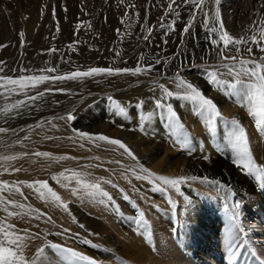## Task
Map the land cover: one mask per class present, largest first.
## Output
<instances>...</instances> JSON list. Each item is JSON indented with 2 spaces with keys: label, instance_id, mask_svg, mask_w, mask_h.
I'll use <instances>...</instances> for the list:
<instances>
[{
  "label": "rangeland",
  "instance_id": "374dc122",
  "mask_svg": "<svg viewBox=\"0 0 264 264\" xmlns=\"http://www.w3.org/2000/svg\"><path fill=\"white\" fill-rule=\"evenodd\" d=\"M168 2L169 0H124L123 3H120V0H0V46H2L0 47V62H2L3 67V73H0V75L18 78L19 76L36 74L37 70L46 67H54L57 70L55 73H42L49 76L70 73L77 69L84 70L88 67L134 69L136 66L145 68L151 66V69L155 70L154 73H156L148 75L144 73L137 74L135 79L129 80L127 84L122 87L114 86L109 87V89L106 90H93L91 92H86L80 97V99H78V109H74L75 113H72L74 119L71 121L60 118L63 116L67 117V115L60 117L53 116L50 119L45 120L43 118L46 116V113L42 111L41 105L31 104V101H27V105L31 104L32 106H21L19 109H13L10 113L5 115L2 109L6 104H13L22 99L27 100V97L22 93L12 94L8 99L0 96V127L10 129L7 133H0V181H7L10 185L14 182L20 181H47L49 187H51L53 191L62 198V200L68 203L71 213V215H69V212H65L61 207H58V209L56 204L50 201V199L47 201L41 199L37 192L23 184L20 185L23 195L15 193L14 195L9 196L8 192L2 193L3 196L13 199L19 204L25 205L23 209L9 205V211L28 213L30 209H38L40 212H44L51 216L52 220L55 222L54 224L44 223L46 217L39 220L34 219L33 217L36 215L35 211L32 212V215H16L13 217H8L7 213L3 210L4 213L0 211V221L15 225V228L20 230L21 233L22 230L27 229L29 230V233L35 232L40 234L39 239L28 240L27 243L29 246L25 249V255L29 258L35 259V264H49V261L50 264H84V262L71 260L70 258L68 260L63 259L62 254L56 253L46 247L49 242L60 244L63 247L87 255L95 259L97 264H121V261H123V264H137L139 260L138 257H141L142 248H144V251L145 249L146 251L150 249L148 252L152 253L150 254L145 251L147 254L144 253V256L142 254V259H144V257L149 258L150 255L153 256L154 253H156L151 257L153 260L151 258L149 259L157 261L155 263L159 264L157 260V258H159L157 255V253H159L157 249L158 235H156L157 231L153 221L150 220L147 206L150 208L153 207L150 212L155 213L154 206L158 205V202H161V199H167V196H171L175 199V206L177 205V207L173 205H170V208L167 207L170 212H174V209L175 212L178 211V206H180L179 198L181 197L186 198L184 206H188V204H192L193 202H203V197L200 194L203 191L202 184L204 181L202 178L204 176H198L201 179H198L197 181L199 183L195 185L190 182L182 184L180 186V193H177L172 189L173 192L175 191V194L169 192H167V194L155 192L152 190L153 185L151 186V184L145 180L149 187L146 191L147 194L143 188L140 187L141 185H135V187L133 186L135 190L140 188L139 191H136L137 195H128L130 201H125L119 189L125 191V189L128 188L129 191H133L128 187V184L125 186L123 184L121 186L116 184L119 188H114L113 190V186L110 188L111 185L104 183L102 177H96V173L93 172V170L100 168L104 169L106 177L107 174L113 176V174L117 173L126 176L135 174L134 177H136V175L140 174H138V171H132V166L138 168L139 165H143L148 168L147 163L140 160L138 154L137 162L134 161L131 163L130 161L124 160L127 158V154L123 153L122 149L117 151L118 148L107 145L101 141H97L94 144L87 139H80L76 136L73 131L74 129L92 134H103L111 139L120 140L119 132L124 129L130 139V143H127L126 145L132 150V152H136L141 148H135L134 144H131L135 141L134 136L139 135V138L142 141H146V138L149 139L150 137H159L158 141H160L156 146H158L157 148L160 150L162 156L164 151L168 148V146H165L164 144L166 139L169 140L172 136L175 137L176 135L181 134H186L188 137H192V133H190L189 130L190 124L187 122L188 119L182 115L183 110H188L186 112L191 114V119H194L195 130L200 134L196 136L202 137H199L202 140L201 147L205 145V142L203 141L205 136H207L206 138H214L215 140H212L213 143H215L216 151L214 150L213 154H219L221 146L226 147L229 151L228 154L230 155L229 161L231 163L229 164H235V152L232 150L231 137L229 135V129L231 126L228 123L218 120L216 131L214 133L211 132L209 126L206 125L204 121V117L192 110L196 105L189 101L187 102L184 99L169 98L167 100V103H171L173 109L177 113V116L179 117L178 121L170 122L168 120L167 112L155 108L156 98L162 95L159 85L164 84L165 87L173 91L174 89H171L170 86H172V81H175V85L179 82L176 79L178 69L180 78L193 83L206 97L212 98L222 111L221 114L226 120H231L233 118L239 120L241 126L247 133L249 146L252 145L250 146V149L253 155V163L258 169L264 170L263 156H258L261 155V153L258 149L253 148V146L256 145L252 144L250 138V134L252 135L254 133L259 135L262 133L259 131V133L257 131L255 132V122L249 116L248 112L246 113V108L236 102V96L234 94H229L232 92L231 89L226 86L219 88L217 85L209 83L208 77L205 74V69H207L209 72L218 71V78L228 81H232L233 79L232 76L227 75L226 69L220 68L217 70L212 67L217 63V57L208 59L212 56H216V49L210 46L208 40L204 39L206 33L203 30L201 23L203 17L200 15L199 11H197L196 19L193 21L192 27H190L188 32L185 33L183 32V29L186 26V22L189 20L188 9L192 6L188 5L185 7L182 5V0H176L177 4H181V7L178 9L180 15L176 16L174 13H167V15H165ZM238 2L240 3V7H237L239 12L236 13L233 11L234 9H228L229 6H236ZM226 4L228 6H226ZM127 5H135V7H127ZM173 7L175 8L176 5H173ZM220 11L224 28L231 35H237V37H239L246 33V29H248L249 25H252L254 22L258 23L260 18L264 17V0H221ZM136 13L139 15H135ZM211 15L212 12L210 11L209 17H211ZM172 20H175L176 23L173 30H168L166 26L170 24ZM161 21L164 26H161ZM209 24L211 25V20H209ZM57 25L59 27L58 31ZM77 25L80 27L78 28ZM149 29H151L150 35ZM117 30H119V32ZM20 33L24 34L23 39H21ZM247 34L250 35L251 33ZM146 35L149 36L147 40L144 39ZM69 45H73V48H69ZM229 47H231V45ZM52 48H55L58 51L50 52V49ZM117 52H119L120 55L117 56ZM253 53H257V49L254 45ZM241 55H244L243 46H241ZM141 57L143 59H141ZM156 61H159V63H156ZM225 63L229 62L225 61ZM159 79L163 80L160 81ZM206 88H209L207 92H205ZM47 89L49 88L45 87L42 91H45L47 94L52 92L46 91ZM40 91L41 90H37V88L29 90L28 95H36V93ZM183 91L184 89L181 91L177 89L174 90V92H179L181 94H183ZM58 92L61 91H57V93ZM126 92L127 94H125ZM133 95L134 98H131ZM109 97L112 99L110 100ZM83 100H90L91 102L86 106L87 108L85 110H83V104L85 103ZM112 100L117 101L122 107H124L126 113L129 115L115 114V106L113 105ZM140 102H142V107ZM70 106H72V103H70ZM188 106L189 108H187ZM147 108H149V110ZM65 110H67V108H65ZM236 111L239 112L237 113ZM152 112H154L155 116ZM134 113L136 115H134ZM84 114H86V116ZM146 114H150L152 120L153 118L155 120L152 121L149 115L148 118ZM240 114L243 115L240 116ZM94 117H97V119ZM199 117L202 119L201 122L203 123V127H205V129H202L205 132L208 130V133H204V131L202 133L201 129L197 127L195 121L199 120ZM136 118L139 119L137 120ZM247 119L249 121L251 120L250 123ZM145 120L147 121V124L145 123ZM83 121L85 122L83 123ZM246 121L249 124H245ZM56 122L63 123L64 128L61 129L62 131L53 130L52 132L39 133L44 125L54 124ZM118 122L121 123L118 124ZM79 124L81 126H79ZM181 124L183 125V128L180 127ZM96 125H100L101 128H97ZM120 126H122V128ZM54 128L58 129V127ZM158 128L160 131H158ZM34 132H36V134H34ZM134 132L136 133L134 134ZM31 135L36 138V142L42 140L51 143V146L45 151L50 154L49 157L36 156L34 154L41 151H35L32 139H29ZM73 136L79 138V140H75ZM161 136H163V138H161ZM225 136L228 137L224 138ZM223 138L227 141V144L224 143L225 145H221L219 142ZM161 142L163 144H161ZM37 145L40 146L39 144ZM80 145H83V147ZM169 146L170 148H173L172 146H174L172 150L168 148V150L172 151H169L168 153V160L171 162V165L189 157L188 151L191 150L189 146L183 148H177L175 145L170 144ZM67 147H70L72 151H74V154H77L78 156L73 158L74 155L68 152L69 149ZM201 147H199V149H201ZM199 149H197L198 151L194 150L193 154L190 155L196 157L195 155L199 154ZM205 150L206 149H204V151ZM203 152H201L200 155H205L202 154ZM173 153L179 155L177 156ZM10 154L11 156H16L17 159L10 161L3 160L4 156H10ZM107 155L118 156L116 158H119L120 161L122 160V166L118 167L117 170L121 169L123 171L112 170L109 166L105 168L109 159H105V162L101 164L95 162L97 160L101 161L103 156ZM61 157L72 158L61 159ZM183 157H185V159ZM203 158L206 157L204 156ZM213 167L214 164L210 165L211 169ZM17 168L21 170L16 172L15 169ZM237 168L240 171L242 170L239 167ZM5 169H7V171H5ZM242 171L243 175H248L246 169ZM62 173L64 174L63 176L61 175ZM73 173L79 175L76 176L73 175ZM54 176L57 177V179L54 180ZM65 177H69V179H65ZM118 178L119 177H117V179ZM78 180L89 184L99 183L102 191L107 192L112 196L115 204L119 206L120 211L117 212L115 207L109 204L107 199L99 192L96 195L90 196L88 191L82 187V183L77 182ZM107 180L109 179H106V181ZM136 183L140 184L139 180H137ZM187 183L190 184L188 185ZM191 185L194 186L192 187ZM76 189H79V191H77L74 196L73 190ZM194 190L200 194L198 193V195H195L193 193ZM44 191L46 192L47 190L45 189ZM191 191L192 195H190ZM146 196L149 199H147ZM25 197H27V199H25ZM47 202H49L50 205ZM145 204L147 206H145ZM51 205L53 208L50 211L49 209L52 207ZM107 207L110 210H106ZM103 210L105 212L101 213ZM106 211L110 212L109 216H106L107 219H104L106 218L104 214H108ZM141 211L144 212L147 224L150 226V239H146L145 236H142L138 226L133 223V217L135 216L138 218ZM157 212L159 213V209ZM53 214L55 216H53ZM58 215H60V219ZM66 216H71L72 218H67ZM73 217L75 218V222ZM109 217H113L114 219L115 229L113 230L106 227V225H108L107 222ZM103 222L104 225L102 227ZM177 222L178 216L175 214L170 222L164 224L165 228L163 226L162 228L164 230H174ZM28 223H30V225ZM80 224H83L84 228H81L79 226ZM37 225H39V227H37ZM104 226L107 228L108 232ZM33 227H35L36 230H32ZM64 228H68L70 231L67 234H64ZM164 230L162 232H164ZM100 232H103V234ZM57 233L60 234L57 235ZM217 233L219 234L221 232L218 231ZM257 236H259L258 233ZM118 237L120 242L116 240ZM84 239H90L94 244H97L100 247L93 248L86 245L82 242ZM139 239H141L142 242H140ZM137 240L138 242H136ZM217 242L219 245L222 244V237L220 234L217 236ZM139 243H141V249L138 247L140 246ZM251 243H253L252 239ZM237 245L240 247L243 246L239 242ZM215 246L214 252H216V248H221H215ZM41 247H45L47 252L44 255L37 256V252ZM153 248H155L156 251H153ZM215 254H217V252ZM129 255L132 256L130 257ZM135 256L137 259L135 258L134 261ZM151 260L150 263H153Z\"/></svg>",
  "mask_w": 264,
  "mask_h": 264
},
{
  "label": "bare ground",
  "instance_id": "6f19581e",
  "mask_svg": "<svg viewBox=\"0 0 264 264\" xmlns=\"http://www.w3.org/2000/svg\"><path fill=\"white\" fill-rule=\"evenodd\" d=\"M239 4L240 3L238 2L236 4V6H229L228 9H234L233 11L237 13V12H239V9H238L240 7ZM226 6H228V5L226 4ZM236 37H237V35H236ZM212 58H216V56H212V57H210L208 59H212ZM96 65H97V63H96ZM124 67H125V65H124ZM154 72H155V70L151 69L150 71H147L144 74H146V75H148V74H156ZM186 73H187V71H186ZM136 77H137V74L133 75L130 72V73H122V74H119V75H113V76H108V75L102 74V75H99V76L86 77V78H80V79H75V80L66 79L64 81H54V82L48 81V82H44V83L39 84L37 86V90H41L42 91L45 87H48V88H52V89H62L64 91H61V92H58V93H57V91H52L49 94H47L45 92V95L42 98H38L36 101H34V102L31 101L30 103L31 104H39V105H41L42 111H44V113H46L45 114L46 116L44 115L45 117L43 118L45 120L50 119L53 116L60 117V116H63V115H68V114L75 113L74 109H78V106H77L78 102H79L78 99H80V97L83 94H85L86 92H91L93 90H106V89H109V87H114V86L122 87V86H125L129 80H133ZM165 79H167V78H165ZM162 80H160V81H162ZM170 81H171V79H170ZM174 82L173 81L171 82L172 86L169 85L171 87V89H174V90L177 89L179 91L183 90V88H177V86L175 85L176 83H174ZM143 83H141V84H143ZM140 88H141V86H140ZM208 89L206 88L205 92H207ZM145 90H146V88H145ZM225 93H226V91H225ZM125 94H127V92ZM216 95H217V93H216ZM225 95H227V94H225ZM208 96H209V94H208ZM222 97H224V96H222ZM131 98H134V95ZM131 98H129V99H131ZM147 98H148V96H147ZM220 100H222V99H220ZM229 100H230V98H229ZM231 100H232V98H231ZM83 101L85 102L83 104V106H84L83 110H85L87 108L86 106L88 104H90L91 102H90V100H88V101L83 100ZM70 103H72V106H70ZM31 104H28V105L32 106ZM238 104H240V103H238ZM232 105H234V104H232ZM65 108H67V110H65ZM187 108H189V106ZM147 109L149 110V108H147ZM194 109L195 108H193L192 110H194ZM236 109H238V108H236ZM186 111H188V110H186ZM186 111L183 110L182 115L187 117V119H188L187 122L190 124L189 130H190V133H192V137H188L186 134H184V135H182V134L181 135H176L175 137L172 136L169 140L166 139L167 143L165 142L164 144H165V146H168V148L171 149V150L174 148V146H172L173 148H170L169 144L170 145H175L177 148H183L185 146H187V147L189 146L191 148V150L188 151L189 157H187L186 159H185V157H183L185 160H182V161H179V162H177V160H176L177 163H174V164L171 165V162L168 160V153H169V151L170 152H172V151L168 150V148H167L164 151L163 155L161 156V152L157 148L158 146H156V144H158L159 141H160V140L158 141L159 137H155V138H151L150 137L151 139L150 138L149 139L146 138V141L145 140L142 141L139 138L140 137L139 135L138 136L137 135L134 136L135 141H133L131 143L132 145L134 144L135 148L136 147H141L136 152L133 151L134 155L136 156L137 159H138V156H140V160H142L143 162L145 161L147 163V165H148L149 170L151 172L156 173L157 175H167L169 177H179V176H183V175L196 176V177L204 176V177H208L210 180L214 179V180L220 181L221 184L225 185V187L222 188V187H219V186L210 185V184H208L206 182H203V184H202V190L203 191H202L201 194L198 192L203 197V202H193L192 204H188V206H184V204L186 203V198L177 197V198H179V203H180V206H178V211L177 212H175V209H174V212H170V210H168V208H167V207L170 208L171 204H169V202H168V197H171V196H167V199H165V200L161 199V202L159 201L160 203L158 202V205L154 206L155 210L154 209L153 210L155 211V213H153V212L151 213L150 212L151 208H153V207L150 208L149 206H147L145 204V206L148 207V211L147 212H149L150 220L153 221L154 226L156 227V231H157L156 235H158V238H157V242H158L157 243V249H158V252H159V253H157V255L159 256V258H157L158 263L159 264H231V261L229 260V257H228V240L230 238H232V239L235 240L236 251H237V256H238V258L236 260V264H258V261L256 259L257 256H260L262 259H264V255H262V254H264V188L261 187L260 180L257 179L255 173H253L252 175H246V176H248V177H246L245 175H243V173H242L243 171L242 170L240 171L236 167L235 164L234 165L229 164V163H231L229 161L230 160L229 159L230 155L228 154L229 151L227 150L226 147H222L221 146L219 154H215V153L213 154V151L215 150V145H214L215 143H213V140H215L214 138H212L213 139L212 140L211 138H206L207 136H205L206 139L204 138V140H203L205 142V145L203 147H201L202 140L200 138H202V137L196 136V135H200V134L197 133L196 130H195L196 127L194 126V119H191L192 118L191 114H188ZM154 112H152L153 115H154ZM236 112L238 113L239 111H236ZM236 112H234V113H236ZM146 113H147V110H146ZM246 113H247V111H246ZM84 115L86 116V114H84ZM134 115H136V114L134 113ZM148 115H149L150 119L152 120V118H151L152 116L150 114H148ZM148 115H147V117H148ZM241 115H243V114H240V116ZM244 115H246V114H244ZM143 116H145V115H143ZM134 117H136V116H134ZM94 118L97 119V117H94ZM136 119L138 120L139 118H136ZM248 119H247V121H249ZM80 120H82V119H80ZM106 120H107V118H106ZM146 120H145V123L147 124ZM153 120H155V119L153 118ZM242 120H241V122H242ZM85 121H83V123ZM201 121H202V119H200V117H199V120H196L195 122H196L197 127L199 129H201V132L203 133L204 130L202 128L205 129V127H203V123ZM247 121L245 122V124L246 123L249 124L251 120L249 121V123ZM88 122H86V123H88ZM96 123H98V122H96ZM120 123L118 122V124H120ZM93 124H94V122H93ZM123 124H125V123H123ZM186 125H187V123H186ZM79 126H81V125L79 124ZM54 127H58V129L54 128ZM96 127L97 128H101L100 125H96ZM120 127L122 128V126H120ZM253 127H255V126H253ZM63 128H64L63 127V123L56 122L54 124L44 125L41 128L39 133L52 132L53 130L59 131V130H61ZM147 128H149V127H147ZM185 129H186V127H185ZM158 131H160L159 128H158ZM256 131L258 132V130H256V127H255V132ZM36 132H34V134H36ZM135 133L136 132H134V134ZM204 133H208V130L206 132L204 131ZM194 134H195V136H194ZM73 137L75 138V140H79V138H77L75 136H73ZM119 137L121 138V140L125 144L130 143V139L127 136L126 130L123 129L122 131H120L119 132ZM226 137H228V136H225L224 138H226ZM161 138H163V136H161ZM165 138H167V137H165ZM224 138L221 141H219L221 145L222 144L223 145L227 144V141L224 140ZM250 138H251L252 144L256 145V146H253V148L254 149H258L259 152L261 153V155H258V156L259 157L263 156L262 159H264V135H262V134L258 135V134H254L253 133L252 135L250 134ZM29 139H32V144H33V147H34L35 151H41L43 153L46 150H48L49 146H51V143H49L47 141H42L41 140V141L36 142V138L33 137L32 135L29 137ZM184 139L187 140V144L186 145L182 144L180 142L181 140H184ZM103 143H106V142H103ZM37 144H39L40 146H38ZM161 144H163V143L161 142ZM107 145H110V144H107ZM110 146H114V145H110ZM250 146H252V145H250ZM114 147L117 148V146H114ZM199 147H201V149H199ZM204 147H206V148H204ZM67 148L69 149V151L68 150H62V151H68L70 154L74 155L73 158L78 156L77 154H74V151H72V149L70 147H67ZM202 148H203V150H202ZM197 149H199L200 151L198 152L199 154L195 155L196 157H194L193 155H190V154H193L194 150L198 151ZM204 149H206V150L204 151ZM118 150L119 149H117V151ZM201 152H203L202 154H205V155H200ZM137 154H138V156H137ZM173 154L177 155L175 153H173ZM10 156H11V154H10ZM190 156H192V157H190ZM204 156L206 158H203ZM116 157H118V156L107 155V156H103V159H101V161L97 160L95 162H97L98 164H101V163L105 162V159H109V161H108L107 165L105 166V168H107L109 166L110 169L117 170L118 167L122 166V164H121L122 160L120 161V159L116 158ZM137 159L133 160L131 157L127 156V158H125L124 160L130 161L131 163H133L134 161L137 162ZM205 159H206V161H205ZM178 160H180V159H178ZM213 164H214V167L211 169L210 165H213ZM133 170L138 171L139 172L138 174H140V175H144V173H142L140 171L139 166H138V168L132 166V171ZM104 171L105 170L102 169V168L97 169V170H95V169L93 170V172L96 173V177H102L104 181H106V179H109V180L112 181V184H119V186H121L122 184L124 186L126 184H128V187L131 190L134 191V192L133 191H129V189L126 187L127 189H125L124 192L127 193L128 195H131V194L137 195L136 194L137 190L134 189L135 185H141L140 187H142L145 192L149 188L148 185H147L148 183L145 180H139L140 184L136 183L137 180L134 177L135 174L127 175V176L124 175V174H118V173L117 174H113V176L107 174V177H106V173H104ZM117 171H123V170L118 169ZM90 172H92V171H90ZM117 177H119V178L117 179ZM90 181H88V182H90ZM129 181H131V183H129ZM188 182L193 183L194 185L199 183L197 180L188 181ZM112 184H109V185H111L110 188L112 187ZM189 188H190V186H189ZM112 189L114 190V187ZM171 190L172 189H169L168 192L175 194V191L173 192V190L172 191ZM140 193H143V192H140ZM193 193L195 195H198V193L195 190L193 191ZM146 194H147V192H146ZM151 195H153V194H151ZM190 195H192V191H191ZM161 196H162V194H161ZM146 198H147V196H146ZM147 199H149V198H147ZM172 200L175 201V199H173V198H172ZM47 203H49V202H47ZM47 203H46V206H47ZM103 204H104V202H103ZM49 205H50V203H49ZM233 205H238V207L235 208V211L239 215V220H238V225L239 226L236 227V228L232 227V222L230 221V217L233 214ZM55 207H54V209H55ZM175 207H177V205ZM52 208H53V206L49 210L51 211ZM57 208H58V206H57ZM94 208H95V206H94ZM105 208H106V206H105ZM93 209H91V210H93ZM158 209H159V213L157 212ZM106 210H110V209H108V207H107ZM0 211H2V209H0ZM104 212L105 211L103 210V212H101V213H104ZM107 212L108 211H106V213ZM109 212H108L107 215L104 214V216L105 217L109 216ZM2 213H4V212L2 211ZM57 213H58V211H57ZM50 214H52V213H50ZM54 214H53V216H55ZM175 214L178 216V222H177L176 228L174 230L173 229L172 230H170V229L169 230H166V229L164 230L162 228V226L165 228L164 224L170 222L171 219L173 218V215H175ZM58 216H59V219H60V215H58ZM68 217L70 218L71 216H68ZM104 219H107V217L104 218ZM168 219H169V221H168ZM70 220H72V219H70ZM61 221H62V219H61ZM30 223H28V224L30 225ZM89 223H90V221H89ZM107 223L109 225V226L106 225L107 228L109 227L110 230L115 229L113 217H109V220H108ZM103 225H104V222L102 224V227H103ZM106 227L104 226V228H106ZM107 228H106V231H107ZM34 229L36 230L35 227L32 228V230H34ZM163 230H164L165 233L162 232ZM218 231L221 232V233H219L221 235V237H222V244L221 245H219L218 242H217V236H219V234L217 233ZM100 233L103 234V232H100ZM257 233L259 234V236H257ZM45 238H46V236H45ZM251 239L253 240V243H251ZM116 240L120 242L119 237ZM111 241H113V240H111ZM139 241L142 242L141 239H139ZM218 241H221V240H218ZM136 242H138V240ZM238 242L241 245H243V246L240 247L239 245H237ZM132 244H134V243H132ZM139 245L140 246H138V247L140 248L141 247V243H139ZM143 246H145V245H143ZM214 246H215V248L216 247H221L219 249L216 248L217 254H215L216 252H214ZM211 248H212V250H211ZM142 249H143V250H141L142 253L140 252L141 253V255H140L141 257H138L139 260H138L137 264H156L155 262H157V261H152L153 259L151 258L156 253H154V255L152 254L153 256H151L150 254L152 252H148V251H150V249H148L147 251L145 249V251L147 253H150L149 254L150 255L149 258H151L152 260L149 259L148 257H144V259H142V254H143V256L145 254H147L144 251V248H142ZM200 250H202V251H200ZM52 258H54V257H52ZM135 258H136V256L134 257V261H135ZM150 260L153 263H150Z\"/></svg>",
  "mask_w": 264,
  "mask_h": 264
},
{
  "label": "snow or ice",
  "instance_id": "6c2138e0",
  "mask_svg": "<svg viewBox=\"0 0 264 264\" xmlns=\"http://www.w3.org/2000/svg\"><path fill=\"white\" fill-rule=\"evenodd\" d=\"M124 0H120V3H123ZM173 5H176L174 8ZM182 5L187 7L191 5L192 7L188 9L189 20L186 22V26L183 29V32L187 33L189 28L192 27L193 21L196 19V13L199 11L200 15L203 17L201 23L202 28L205 31L206 35L204 39L208 40L210 46L216 49L215 55L218 58L217 63L212 67L219 70L220 68L227 70V75L232 76V81H228L222 78H218V71H207L205 69V74L208 77L209 83L217 85L219 88L227 87L232 90L229 94H234L237 97L236 102L244 106L249 114V116L255 122L257 130L264 134V17H261L259 22H254L252 25L248 26L246 33L236 37L231 35L225 28L221 20V11L220 5L221 0H182ZM210 6V7H209ZM127 7H135V5H127ZM181 7V4H177L176 0H169L165 15L167 13H174L176 16L180 15L178 9ZM66 11V9H65ZM212 12L211 17H209V12ZM127 15V14H126ZM135 15H139L136 13ZM211 20V25L209 24ZM176 21L172 20L170 24L166 27L168 30H173ZM161 26L163 22L161 21ZM79 28L80 26L77 25ZM90 27V24H89ZM59 27L57 25V31ZM119 32V30H117ZM247 33H251L250 35ZM151 34V29H149V35ZM23 33H20L21 39H23ZM149 38L148 35L144 37L145 40ZM231 45V47H229ZM253 45L257 49V53H253ZM241 46H243V53L241 55ZM2 47V46H0ZM69 48H73V45H69ZM58 51L55 48L50 49V52ZM228 53V54H226ZM116 55H120L119 52ZM141 59H143L141 57ZM228 61L229 63H225ZM159 63V61H156ZM151 70V66L148 68L136 66L134 69L129 68H105V67H88L87 69L81 70L77 69L70 73H62L54 76H49L42 73H55L57 70L54 67H46L44 69L37 70L36 74L28 76H19L18 78H13L12 76L0 75V96H3L5 99H8L12 94H23L27 97V100H18L13 104H6L2 111L5 115L10 113L13 109H19L21 106H26L27 101H36L38 98H42L45 95V91L37 92L36 95H28L29 90H34L41 83L48 81H64L66 79H80L86 77H93L99 75H119L122 73L131 72L133 75L146 73ZM0 73H3L2 62H0ZM176 79L179 83L176 85L177 88H183V94L179 92H174L169 90L164 84H160L159 88L162 92L161 96H158L155 100V108L157 110H162L168 113V120L178 121L179 117L173 109L171 103H167L169 98L184 99L190 103L196 105L194 111L199 115L204 117L205 123L209 126L211 132L216 131V124L218 120L225 121L228 123L230 128V137H231V147L235 152L234 163L237 167L242 170L246 169L248 175L256 174V177L261 182V187L264 188V170L258 169L253 163V155L249 146V139L245 129L241 126L238 119L233 118L231 120H226L222 116L221 111L218 105L211 99L206 97L203 92L193 83L183 80L179 76V70L177 73ZM46 91H64L62 89H52L49 88ZM111 100L112 98L109 97ZM113 105L115 106V114L117 115H127L126 110L122 107L117 101L112 100ZM142 107V102H140ZM61 119H66L71 121L74 119L72 114H68L67 117H60ZM183 128V125H180ZM10 129L0 127V133H7ZM80 139H87L92 143L97 141L106 142L107 144L117 146L118 149H122L123 153L131 157L133 160H136V156L132 150L120 139H111L103 134H92L88 132H83L77 129L73 130ZM71 138V137H70ZM182 144H187V140H181ZM83 147V145H80ZM36 156L49 157L50 154L47 152H36ZM72 158V157H61ZM17 159L16 156H4L3 160L10 161ZM140 171L144 175H136L137 180H147L151 185H153L152 190L155 192H161L167 194L169 189L175 190L177 193L181 192V185L188 181H195L201 179L196 176L183 175L179 177H169L167 175H157L154 172H151L148 168L143 165H139ZM21 169H15L16 172H19ZM7 171V169H5ZM64 175L63 173L61 174ZM73 175L78 176L79 174L73 173ZM57 179V177H53ZM69 179V177H65ZM204 182L215 185L219 187H225L218 180H210L208 177L202 178ZM78 183H82V187L88 191L89 195H96L98 192L103 195L109 204L115 207L116 211L119 212V206L115 204L112 196L107 192H103L100 188L99 183H83L78 180ZM104 183L112 184L111 180L104 181ZM131 183V181H129ZM23 184L28 188L33 189L38 193L39 197L44 200L50 199L58 207L64 209L65 212H69V205L67 202L62 200V198L55 192L51 187H49L47 181H20L9 184L7 181H0V208L7 213L8 217H13L16 215H32V212L35 211L36 215L34 219L44 218V223H55L52 220V217L47 215L44 212L37 210H31L28 213H17L9 211L8 206L12 205L16 208L23 209L25 205L17 203L13 199H9L2 195L4 192H8L9 196L19 193L23 195L20 185ZM114 188H119L118 185L112 184ZM47 190L46 192L44 190ZM125 201H130V197L123 189H119ZM79 189L73 190L75 195ZM139 191V189H137ZM27 199V197H25ZM169 204L175 206V201L171 197H168ZM238 205H233V214L230 217L232 222V227H238L239 215L235 211ZM75 222V218L73 217ZM133 223H135L140 229V234L145 236L146 239H150L151 232L150 226L147 224L145 219L144 212L139 213V217H133ZM81 228H84L83 224L79 225ZM39 227V225H37ZM70 230L68 228L63 229V233L67 234ZM60 233H57L59 235ZM39 233H29V230L24 229L22 233L20 230L15 228V225L0 221V264H35V259L29 258L25 255V249L28 247V240L39 239ZM84 244L89 245L93 248L100 247L97 244H94L90 239H84L82 241ZM56 253L62 254L63 259L84 262V264H97V261L87 255H84L80 252L74 251L73 249L63 247L57 243L49 242L46 246ZM153 251H156L153 248ZM46 253V248L41 247L37 252V256L44 255ZM264 255V254H262ZM228 257L231 261V264H236L238 258L236 251L235 240L230 238L228 240ZM258 264H264V259L260 256L256 257ZM50 264V261H49ZM123 264V261H121Z\"/></svg>",
  "mask_w": 264,
  "mask_h": 264
}]
</instances>
